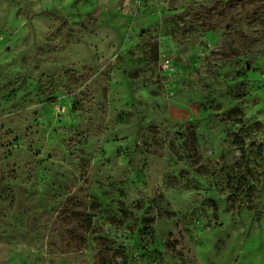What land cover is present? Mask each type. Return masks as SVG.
<instances>
[{
	"label": "rangeland",
	"instance_id": "1",
	"mask_svg": "<svg viewBox=\"0 0 264 264\" xmlns=\"http://www.w3.org/2000/svg\"><path fill=\"white\" fill-rule=\"evenodd\" d=\"M0 264H264V0H0Z\"/></svg>",
	"mask_w": 264,
	"mask_h": 264
},
{
	"label": "trees",
	"instance_id": "2",
	"mask_svg": "<svg viewBox=\"0 0 264 264\" xmlns=\"http://www.w3.org/2000/svg\"><path fill=\"white\" fill-rule=\"evenodd\" d=\"M87 226L90 227V221L87 222Z\"/></svg>",
	"mask_w": 264,
	"mask_h": 264
}]
</instances>
